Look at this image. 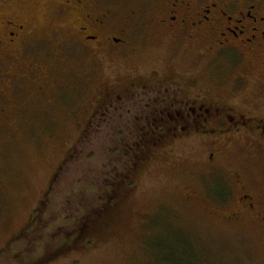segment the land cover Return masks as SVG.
Here are the masks:
<instances>
[{"label":"rangeland","instance_id":"374dc122","mask_svg":"<svg viewBox=\"0 0 264 264\" xmlns=\"http://www.w3.org/2000/svg\"><path fill=\"white\" fill-rule=\"evenodd\" d=\"M171 1L0 0V264H264V235L227 217L245 175L229 150L209 160L200 138L158 141L116 110L190 60L170 66L157 36ZM86 2L123 43H85Z\"/></svg>","mask_w":264,"mask_h":264},{"label":"flooded vegetation","instance_id":"af4514ba","mask_svg":"<svg viewBox=\"0 0 264 264\" xmlns=\"http://www.w3.org/2000/svg\"><path fill=\"white\" fill-rule=\"evenodd\" d=\"M84 9L87 22L77 33L88 46L125 41L107 34L109 11L94 17L87 2ZM152 20L157 36L169 43L168 64L176 54L190 60L177 71L168 69L165 77L153 70L149 85L141 78L130 83L117 95L116 110H125L139 133L155 134L158 141L200 138L209 160L214 148H227L229 162L245 174L244 181L234 177L241 195L227 217H241L264 235V0H172ZM6 23L24 32V26ZM116 29L123 35L124 28ZM216 186L215 196L225 203L228 188Z\"/></svg>","mask_w":264,"mask_h":264},{"label":"trees","instance_id":"16d2710c","mask_svg":"<svg viewBox=\"0 0 264 264\" xmlns=\"http://www.w3.org/2000/svg\"><path fill=\"white\" fill-rule=\"evenodd\" d=\"M192 257H193V252H192Z\"/></svg>","mask_w":264,"mask_h":264}]
</instances>
